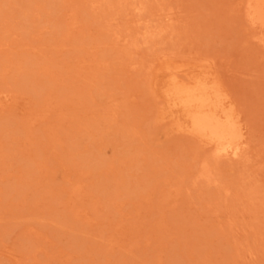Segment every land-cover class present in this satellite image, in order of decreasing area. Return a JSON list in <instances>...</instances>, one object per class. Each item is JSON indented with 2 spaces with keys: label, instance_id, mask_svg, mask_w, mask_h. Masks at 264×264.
<instances>
[{
  "label": "rangeland",
  "instance_id": "obj_1",
  "mask_svg": "<svg viewBox=\"0 0 264 264\" xmlns=\"http://www.w3.org/2000/svg\"><path fill=\"white\" fill-rule=\"evenodd\" d=\"M248 1L0 0V264H264ZM175 80L225 99L235 155L169 117Z\"/></svg>",
  "mask_w": 264,
  "mask_h": 264
},
{
  "label": "bare ground",
  "instance_id": "obj_2",
  "mask_svg": "<svg viewBox=\"0 0 264 264\" xmlns=\"http://www.w3.org/2000/svg\"><path fill=\"white\" fill-rule=\"evenodd\" d=\"M246 10L252 25L264 29V0H249ZM175 82L174 97L178 100V110L169 117L180 114L184 127L209 146L216 147L220 155H235L244 142L245 133L225 99L216 95L208 84L197 88L192 83Z\"/></svg>",
  "mask_w": 264,
  "mask_h": 264
}]
</instances>
